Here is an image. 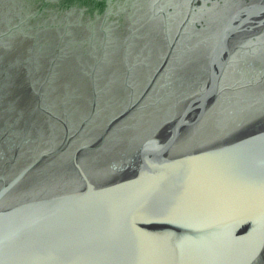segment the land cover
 I'll use <instances>...</instances> for the list:
<instances>
[{
	"label": "water",
	"instance_id": "1",
	"mask_svg": "<svg viewBox=\"0 0 264 264\" xmlns=\"http://www.w3.org/2000/svg\"><path fill=\"white\" fill-rule=\"evenodd\" d=\"M198 1L0 0V264H264V5Z\"/></svg>",
	"mask_w": 264,
	"mask_h": 264
},
{
	"label": "flooded vegetation",
	"instance_id": "2",
	"mask_svg": "<svg viewBox=\"0 0 264 264\" xmlns=\"http://www.w3.org/2000/svg\"><path fill=\"white\" fill-rule=\"evenodd\" d=\"M203 1L204 0H199L197 6L202 5L204 3ZM213 4L219 5L220 9H227V14L231 12L232 15H234L244 7L264 5V0H219V3L214 2Z\"/></svg>",
	"mask_w": 264,
	"mask_h": 264
}]
</instances>
